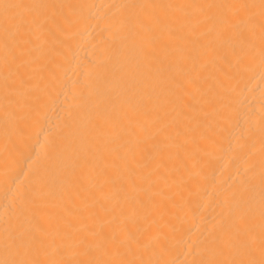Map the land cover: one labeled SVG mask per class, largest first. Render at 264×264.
<instances>
[{"label":"bare ground","instance_id":"1","mask_svg":"<svg viewBox=\"0 0 264 264\" xmlns=\"http://www.w3.org/2000/svg\"><path fill=\"white\" fill-rule=\"evenodd\" d=\"M0 264H264V0H0Z\"/></svg>","mask_w":264,"mask_h":264}]
</instances>
